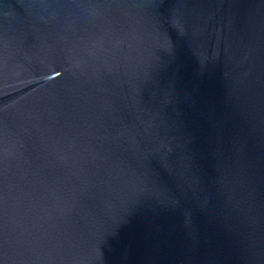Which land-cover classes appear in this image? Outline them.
Listing matches in <instances>:
<instances>
[{
  "label": "water",
  "instance_id": "obj_1",
  "mask_svg": "<svg viewBox=\"0 0 264 264\" xmlns=\"http://www.w3.org/2000/svg\"><path fill=\"white\" fill-rule=\"evenodd\" d=\"M0 264H264V0H0Z\"/></svg>",
  "mask_w": 264,
  "mask_h": 264
}]
</instances>
